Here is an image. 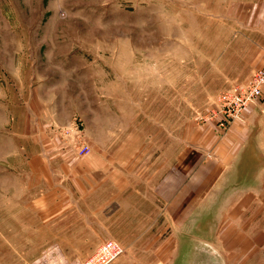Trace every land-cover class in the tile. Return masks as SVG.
<instances>
[{
    "label": "rangeland",
    "instance_id": "374dc122",
    "mask_svg": "<svg viewBox=\"0 0 264 264\" xmlns=\"http://www.w3.org/2000/svg\"><path fill=\"white\" fill-rule=\"evenodd\" d=\"M253 3L0 0V264H36L33 247L45 238L31 237L33 183L90 163L137 182L200 144L202 132L230 127L217 123L215 99L249 79L237 69L252 55L239 23ZM255 148L213 184L212 242L183 244L173 264H264V158ZM229 198L227 217L219 206Z\"/></svg>",
    "mask_w": 264,
    "mask_h": 264
},
{
    "label": "crops",
    "instance_id": "0c3cea01",
    "mask_svg": "<svg viewBox=\"0 0 264 264\" xmlns=\"http://www.w3.org/2000/svg\"><path fill=\"white\" fill-rule=\"evenodd\" d=\"M248 11L250 17L242 14L239 35L241 47H252V55L237 68L246 75L235 79H248L264 62V0H254ZM244 113V122L233 121L221 136L202 132L200 144L183 147L164 170L138 175L137 182L130 176H103L105 166L90 163L71 165L74 173L66 179L33 183L39 208L31 237L45 238L33 247L35 263L82 264L103 240L112 239L124 252L110 264H173L183 244L212 242L220 222H209L204 234L198 229L208 226L213 184L236 174L242 158L256 155L255 147L264 158V99ZM235 198L218 205L228 210L227 217Z\"/></svg>",
    "mask_w": 264,
    "mask_h": 264
},
{
    "label": "built area",
    "instance_id": "2783aa9c",
    "mask_svg": "<svg viewBox=\"0 0 264 264\" xmlns=\"http://www.w3.org/2000/svg\"><path fill=\"white\" fill-rule=\"evenodd\" d=\"M248 78L243 85L229 89V91H222L217 95L214 113L220 114L217 123L221 129L227 128L231 121L241 119L243 111L248 106L257 105L264 99V62ZM87 147V145H82L76 149L79 154H84ZM122 252L123 247L120 242L106 239L82 264H110Z\"/></svg>",
    "mask_w": 264,
    "mask_h": 264
}]
</instances>
